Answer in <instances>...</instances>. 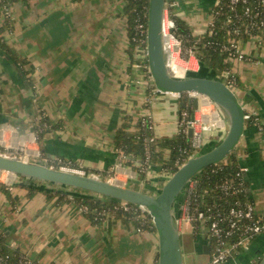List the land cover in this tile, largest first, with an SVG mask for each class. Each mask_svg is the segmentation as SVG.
Listing matches in <instances>:
<instances>
[{
  "label": "crops",
  "instance_id": "1",
  "mask_svg": "<svg viewBox=\"0 0 264 264\" xmlns=\"http://www.w3.org/2000/svg\"><path fill=\"white\" fill-rule=\"evenodd\" d=\"M216 3L177 0L174 14L185 18L196 6L211 14L209 24ZM127 5L128 0H0L1 153L20 150L25 160L39 153L63 158L117 184L160 190L159 184L167 180L165 170L152 165L144 176L136 164L122 162L115 135L126 119L134 128L151 115L155 136L171 137L178 133L181 112H190L194 99L160 92L150 73L137 66ZM186 24L194 35L205 31ZM240 41L250 59L231 61L239 79L237 95L246 114L258 116L264 125V36ZM190 65L193 73L201 67L195 58ZM199 104L195 116L210 122L202 149L206 151L224 138L229 123L214 103L201 98ZM42 118L46 130L40 135L36 128ZM235 152L248 199L264 215V134L250 119ZM165 153L168 156L169 150ZM24 180L12 174L0 180L10 193L8 197L0 187V226L11 248L38 264H158L153 221L143 228L129 217L108 216L96 223L74 201L57 204V197L50 200L45 193L74 190L34 182L40 190L28 197ZM143 216L142 221L147 220L148 214ZM192 236L189 251L182 241L184 264H192V245L207 255L208 264L205 240ZM263 258L264 233L223 264H260Z\"/></svg>",
  "mask_w": 264,
  "mask_h": 264
},
{
  "label": "built area",
  "instance_id": "2",
  "mask_svg": "<svg viewBox=\"0 0 264 264\" xmlns=\"http://www.w3.org/2000/svg\"><path fill=\"white\" fill-rule=\"evenodd\" d=\"M177 5V0H166V8L163 18L162 34L163 45L166 55V63L170 72L177 76L174 68L175 65L181 70L179 73L182 77L187 76L189 72L193 70L190 65V60L195 58V50L193 48H184L183 41L178 36V26L176 20L170 16L168 8H173ZM219 5V6H218ZM215 6H218V10L212 11V19L209 26L214 24V21L218 14H224L228 12L227 18L232 21L233 25L229 30L231 38L227 42L218 43L220 45V51L226 53L231 60L247 61L250 58L246 56L239 45V40L246 37L257 35L259 30L264 31V0H228L227 6L220 5L219 0ZM214 6V7H215ZM133 41L136 42L135 53L138 57L137 66L149 71V65L144 66L146 59L148 58L147 49V32H148V20L145 22L142 16L136 19L134 27ZM142 62V63H140ZM171 63V65H170ZM231 64V61L229 62ZM200 64V63H199ZM195 70V69H194ZM151 75V74H150ZM179 77V76H178ZM228 87L233 89L237 87V74L234 69L227 68L222 72L219 77ZM189 98L198 97L199 100L204 96L197 93H186ZM181 96V94H176ZM200 107V104H199ZM252 115L245 114V119H250ZM255 117L256 125L259 130L264 134V125L261 124L258 116ZM143 123L149 124V128L154 130V122L151 115H146L142 119ZM210 122L206 121L203 116H195L194 119H190V112L183 111L180 115V127L178 133L189 134V129L193 128V135L190 148L183 150V153L188 154L190 157L196 156L205 146L206 132L209 129ZM156 136H153L150 141H154ZM120 152V157L126 158L123 152ZM1 153V152H0ZM4 154V153H2ZM9 156H15L23 159L26 157V153L16 150L10 152ZM150 151L146 150V160L149 161ZM35 159H38L42 164L74 174L95 176L82 165L75 164L72 161L65 160L63 158L50 159L44 154H38ZM123 162V161H122ZM139 169L138 172L142 175L149 173L151 164L143 165L140 160H134ZM179 165V160L177 161ZM183 164V163H182ZM166 179L173 175L172 171H165ZM115 177V176H114ZM112 181V180H110ZM193 179L188 183L184 195L181 200L177 202L174 208V214L177 218L179 228L183 223H189L192 226L193 234L201 237L205 240L206 246L209 248V262L208 264H223L227 263L243 249H246L250 242L259 234L264 233V215L259 214L256 211L255 205L250 200H242L239 196L247 193V184L245 180L244 170H240L236 175L227 177L220 185L219 190L222 194L224 202L223 205L208 204L202 199L201 204L194 205L192 208L190 201L186 199V191L188 188L193 187ZM121 205L126 209L134 210L135 220H142L143 215L148 213L145 207L120 201ZM80 209L84 212L88 210L86 206H80ZM140 230V229H139ZM4 232V229L0 226V235ZM9 246L11 243L9 242ZM8 260H11V255L4 254L0 247V264H7ZM17 264H35V261L26 253L18 255L16 260Z\"/></svg>",
  "mask_w": 264,
  "mask_h": 264
},
{
  "label": "water",
  "instance_id": "3",
  "mask_svg": "<svg viewBox=\"0 0 264 264\" xmlns=\"http://www.w3.org/2000/svg\"><path fill=\"white\" fill-rule=\"evenodd\" d=\"M165 8L166 0H149L147 59L152 80L157 90L163 93L191 92L208 97L221 110L229 123L226 135L217 145L190 157L165 181L157 194H150L95 176L53 169L35 158L25 160L2 153H0V171H7L26 181L70 188L74 190L71 192L73 194H83L76 192L81 190L145 207L153 219L158 234V264H184L182 235L174 208L196 174L208 166L222 162L235 150L245 129L246 112L236 92L217 77L198 74L178 77L170 72L166 63L162 34ZM189 103L191 104L192 101L190 100ZM181 105L184 106L185 103L182 102ZM198 108L199 98L195 97L194 107H190V119H194V110ZM192 135L191 127L189 136ZM204 251L209 252V248L205 246ZM260 264H264V258Z\"/></svg>",
  "mask_w": 264,
  "mask_h": 264
},
{
  "label": "trees",
  "instance_id": "4",
  "mask_svg": "<svg viewBox=\"0 0 264 264\" xmlns=\"http://www.w3.org/2000/svg\"><path fill=\"white\" fill-rule=\"evenodd\" d=\"M219 2L220 5L223 6H227L228 4V0H219ZM218 6H215L214 10H218ZM168 9L170 16L176 20L178 26L177 34L183 41V47L185 49L193 48L195 50V55L201 64L202 70L207 72L205 76L212 75L219 77L224 70L232 67L227 61L226 53L221 52L220 45H217L218 43L227 42L228 39L231 38L229 30L233 23L227 18V11L224 14H218L214 24L210 25L207 31L201 35H194L186 22L178 16H175L174 7ZM148 10L149 0H128L127 14L130 29V41L131 47L134 51L136 42L133 41V37L136 19L142 16L145 22H147ZM1 31L2 30L0 29V33ZM256 34L264 36V31L259 30ZM0 44L4 45L3 42H1V37ZM147 64L148 59H146L144 66ZM145 69L148 68L145 67ZM188 75H196V73L190 72L187 76ZM238 85L239 79L237 78V86ZM180 97L184 101L190 99L186 93H182ZM142 119L137 122L134 128L130 125L129 119H126L123 126L117 130L115 144L118 150L123 152L126 156V158H122L121 161L127 164H134V160H140L143 165H156L160 167L161 170L172 171V173H175L182 163H185L190 158L188 154L183 153V150L190 148L192 138L189 134L177 133L167 138L155 137L154 141H150V139L155 136L154 130L149 128L148 123L144 124ZM250 121L254 124L256 123L253 115L250 117ZM45 122L46 120L42 118L40 125L36 128L41 129L40 135L46 130ZM147 149L150 151L149 161L146 160ZM166 150H169L168 156H166ZM178 160L179 165L177 164ZM239 170L240 166L234 150L222 162L208 166L196 174L193 177V187L188 188L186 191V199L190 201V207L192 208L196 204L200 205L202 199L208 204H225L227 201L224 202L219 190V185L227 177L236 175ZM100 178L108 180V178L102 174H100ZM21 185L28 190V197L34 196L40 190L34 186V182L32 181L24 180L21 182ZM0 187L4 190L6 195L10 197L9 190L5 189L3 183H0ZM76 192L81 193L86 191L77 190ZM45 193L50 200L57 197V204L74 201L78 206L88 207V210L85 211V213L96 223L102 221L108 216L134 218L135 215H137L134 210H126L121 205L120 201L103 195L92 194L91 192H86L85 194H73L62 190L47 189ZM239 197L242 200H249L247 193ZM129 206L133 207L132 204H129ZM147 214V220H139V225L142 228L143 226L146 227L150 225L151 221H153L149 213ZM9 242V235L4 230L0 235V247L4 254L8 253L11 255V260H8L7 264H17L16 260L18 255L23 252L18 248H11ZM35 264L38 263L35 261Z\"/></svg>",
  "mask_w": 264,
  "mask_h": 264
},
{
  "label": "rangeland",
  "instance_id": "5",
  "mask_svg": "<svg viewBox=\"0 0 264 264\" xmlns=\"http://www.w3.org/2000/svg\"><path fill=\"white\" fill-rule=\"evenodd\" d=\"M210 17H211V14H209V16H208V15H206V12H204V11H202V12L200 10L197 11V7L194 6L191 9V12L187 16H185V18H182V20L184 19L183 21L187 22L189 25H191L192 28H195V26H198V27L202 28L203 31L204 30L207 31L208 28H209L208 20H209ZM251 38H253V37H251ZM239 44L241 45V41L240 40H239ZM227 61L230 62V61H234V60H231V58L227 57ZM198 70L199 71L196 73L198 75H204L205 76L206 73H207V72L202 70V67H200V69H198ZM179 77H181V76H179ZM233 90L237 94L238 88L234 87ZM199 153H201V152H199ZM0 174H2V176H0V180H4V179H6V176L9 173L1 172ZM164 183L165 182H161L159 184V188L160 189L163 187ZM133 185H134L133 187H136L139 190H142V191L150 193V194H157L158 193V191L149 190V188H147L146 186L141 187V185H139V184H136V185L133 184ZM123 186H126V185H123ZM126 187H128V186H126ZM192 231H193L192 230V226L189 223H183L182 226L180 227V232H181V235H182V241L185 240V245H186V250L187 251H189V241L193 240ZM193 246L194 245H192V247H191L192 249L190 250L191 257H192V264H206L207 255L204 254V253H199L198 250L195 251V248Z\"/></svg>",
  "mask_w": 264,
  "mask_h": 264
},
{
  "label": "bare ground",
  "instance_id": "6",
  "mask_svg": "<svg viewBox=\"0 0 264 264\" xmlns=\"http://www.w3.org/2000/svg\"><path fill=\"white\" fill-rule=\"evenodd\" d=\"M174 68H176V70H175L176 74H177V75L179 74L178 76H181V74L179 73V72L181 71V70L179 69V67H178L177 65H175ZM181 77H182V76H181ZM204 98H205L206 101H210V99H209L208 97H205V96H204ZM210 102H211V101H210ZM0 172H4V171H0ZM5 172H7V171H5ZM8 173H9V172H8ZM9 174H11V173H9ZM12 175H13V174H12ZM114 182H115V180H114Z\"/></svg>",
  "mask_w": 264,
  "mask_h": 264
}]
</instances>
